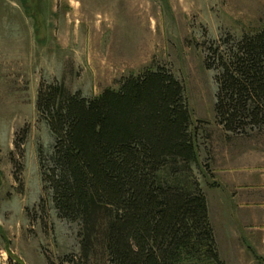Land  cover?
<instances>
[{
	"label": "rangeland",
	"instance_id": "1",
	"mask_svg": "<svg viewBox=\"0 0 264 264\" xmlns=\"http://www.w3.org/2000/svg\"><path fill=\"white\" fill-rule=\"evenodd\" d=\"M261 28L264 0H0V264H109L101 250L82 255L80 222L61 218L44 191L39 151L45 159L54 137L37 110L42 82L90 98L147 68H169L185 87L194 173L207 195L215 157L231 143L257 145L237 154H264L263 129L235 134L217 123L208 48ZM225 245L226 264H264V250Z\"/></svg>",
	"mask_w": 264,
	"mask_h": 264
},
{
	"label": "trees",
	"instance_id": "2",
	"mask_svg": "<svg viewBox=\"0 0 264 264\" xmlns=\"http://www.w3.org/2000/svg\"><path fill=\"white\" fill-rule=\"evenodd\" d=\"M205 64L217 71V123L235 134L264 130V28L214 43ZM36 105L54 137L45 159L39 151L44 191L61 218L80 222L85 258L101 250L109 264H226L194 173L185 87L169 68L90 98L42 82Z\"/></svg>",
	"mask_w": 264,
	"mask_h": 264
},
{
	"label": "crops",
	"instance_id": "3",
	"mask_svg": "<svg viewBox=\"0 0 264 264\" xmlns=\"http://www.w3.org/2000/svg\"><path fill=\"white\" fill-rule=\"evenodd\" d=\"M245 146L258 150L257 145L234 142L218 153L211 182L216 188L206 191L222 257L225 244L239 252L251 246L264 250V154H237Z\"/></svg>",
	"mask_w": 264,
	"mask_h": 264
}]
</instances>
